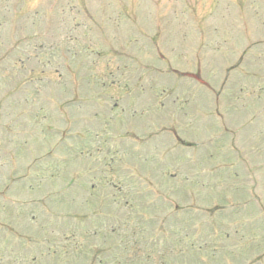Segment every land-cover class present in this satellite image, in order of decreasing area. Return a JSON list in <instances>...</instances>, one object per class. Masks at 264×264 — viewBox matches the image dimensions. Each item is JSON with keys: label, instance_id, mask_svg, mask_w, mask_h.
<instances>
[{"label": "rangeland", "instance_id": "374dc122", "mask_svg": "<svg viewBox=\"0 0 264 264\" xmlns=\"http://www.w3.org/2000/svg\"><path fill=\"white\" fill-rule=\"evenodd\" d=\"M0 264H264V0H0Z\"/></svg>", "mask_w": 264, "mask_h": 264}]
</instances>
